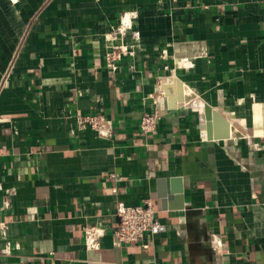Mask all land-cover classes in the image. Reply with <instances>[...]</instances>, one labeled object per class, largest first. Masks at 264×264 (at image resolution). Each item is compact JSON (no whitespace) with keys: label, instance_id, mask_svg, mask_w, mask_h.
<instances>
[{"label":"crops","instance_id":"0c3cea01","mask_svg":"<svg viewBox=\"0 0 264 264\" xmlns=\"http://www.w3.org/2000/svg\"><path fill=\"white\" fill-rule=\"evenodd\" d=\"M147 199L167 231L116 245ZM0 264H264V2L0 0Z\"/></svg>","mask_w":264,"mask_h":264},{"label":"built area","instance_id":"2783aa9c","mask_svg":"<svg viewBox=\"0 0 264 264\" xmlns=\"http://www.w3.org/2000/svg\"><path fill=\"white\" fill-rule=\"evenodd\" d=\"M264 2V0H262ZM134 12L124 13L120 19L119 29L127 31L132 27ZM121 47H114L106 53V62L109 67H113L124 53ZM81 123L96 130L103 137H111L110 120L101 113L81 116ZM159 113H145L140 121L141 132L145 136L153 135L158 130ZM119 222L114 230L113 238L116 245L135 244L145 238L148 234H158L167 231L168 227L161 222L156 215V209L151 199L145 200L137 205L120 204L117 208ZM102 230L97 226L85 227L87 244L95 237L101 235Z\"/></svg>","mask_w":264,"mask_h":264},{"label":"water","instance_id":"95a60500","mask_svg":"<svg viewBox=\"0 0 264 264\" xmlns=\"http://www.w3.org/2000/svg\"><path fill=\"white\" fill-rule=\"evenodd\" d=\"M205 127L209 139H228L243 137L244 133L233 123H231L223 114L211 107L205 105ZM177 191H181L178 188Z\"/></svg>","mask_w":264,"mask_h":264}]
</instances>
